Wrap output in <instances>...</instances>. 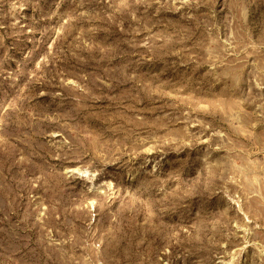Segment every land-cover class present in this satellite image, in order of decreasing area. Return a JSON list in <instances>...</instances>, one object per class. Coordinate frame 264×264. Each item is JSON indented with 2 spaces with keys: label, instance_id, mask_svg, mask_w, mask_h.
I'll return each mask as SVG.
<instances>
[{
  "label": "rangeland",
  "instance_id": "374dc122",
  "mask_svg": "<svg viewBox=\"0 0 264 264\" xmlns=\"http://www.w3.org/2000/svg\"><path fill=\"white\" fill-rule=\"evenodd\" d=\"M0 264H264V0H0Z\"/></svg>",
  "mask_w": 264,
  "mask_h": 264
}]
</instances>
